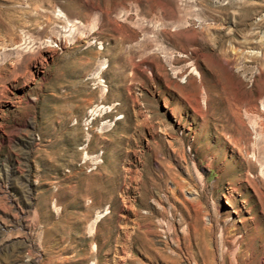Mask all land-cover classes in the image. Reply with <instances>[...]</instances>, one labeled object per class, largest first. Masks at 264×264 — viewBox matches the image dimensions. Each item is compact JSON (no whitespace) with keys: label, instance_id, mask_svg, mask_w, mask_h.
<instances>
[{"label":"rangeland","instance_id":"rangeland-1","mask_svg":"<svg viewBox=\"0 0 264 264\" xmlns=\"http://www.w3.org/2000/svg\"><path fill=\"white\" fill-rule=\"evenodd\" d=\"M0 264H264V0H0Z\"/></svg>","mask_w":264,"mask_h":264},{"label":"bare ground","instance_id":"bare-ground-1","mask_svg":"<svg viewBox=\"0 0 264 264\" xmlns=\"http://www.w3.org/2000/svg\"><path fill=\"white\" fill-rule=\"evenodd\" d=\"M173 7V6H172ZM217 15V14H216ZM61 17L60 18H62V17H64L65 15L64 14H61L60 15ZM215 18V16L213 17V19ZM226 19V18H225ZM65 20H67V19H65ZM128 38H129V36H128ZM124 40V39H123ZM127 41V40H126ZM117 43V42H116ZM121 43H122V41H121ZM146 45V44H145ZM116 46V45H115ZM118 46V45H117ZM198 74V73H197ZM101 108V107H100ZM99 109V108H98Z\"/></svg>","mask_w":264,"mask_h":264}]
</instances>
